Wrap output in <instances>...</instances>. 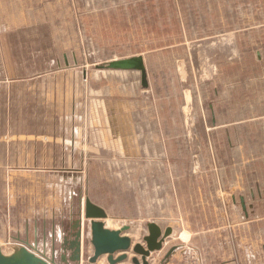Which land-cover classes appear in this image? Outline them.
Listing matches in <instances>:
<instances>
[{
	"label": "rangeland",
	"instance_id": "1",
	"mask_svg": "<svg viewBox=\"0 0 264 264\" xmlns=\"http://www.w3.org/2000/svg\"><path fill=\"white\" fill-rule=\"evenodd\" d=\"M0 36L22 37L10 46L31 71L0 90L4 255L36 246L91 264L88 199L133 245L150 223L171 228L148 264H264V107L247 106L241 82L264 69V0H0ZM238 38L247 52L217 58ZM139 57L146 88L140 72L106 68ZM224 68L230 102L214 92ZM210 107L260 119L212 123Z\"/></svg>",
	"mask_w": 264,
	"mask_h": 264
},
{
	"label": "water",
	"instance_id": "2",
	"mask_svg": "<svg viewBox=\"0 0 264 264\" xmlns=\"http://www.w3.org/2000/svg\"><path fill=\"white\" fill-rule=\"evenodd\" d=\"M106 68L113 71H138L140 72L141 85L147 87L146 71L143 59L131 58L127 60L111 61ZM84 218L90 222L91 245L93 247V255L88 262L94 264L99 258L106 256L107 264H123L128 260V252L132 249L134 255L140 256L132 258V264H148L147 260L150 255L162 249L167 238L172 234L171 228H167L164 232L153 223L147 225L148 235L144 237L145 248L139 244L132 245L129 237L123 236V233L130 231V227L124 226L118 231H111L105 228L103 220L107 218L105 211L99 206L85 200ZM173 247L166 255V259L176 250ZM79 249L77 246L75 260H79ZM120 254L117 257L114 255ZM54 253H52V259ZM0 264H54L51 260L42 258L25 247H14L10 255H4L0 250Z\"/></svg>",
	"mask_w": 264,
	"mask_h": 264
},
{
	"label": "crops",
	"instance_id": "3",
	"mask_svg": "<svg viewBox=\"0 0 264 264\" xmlns=\"http://www.w3.org/2000/svg\"><path fill=\"white\" fill-rule=\"evenodd\" d=\"M29 38V37H28ZM239 39V38H238ZM17 43H26L25 41L22 40V37H14V36H0V90L3 89L2 91L5 90V88H8L11 84H13V82L15 83L16 80L13 79L14 76L19 75V76H25L26 74L31 75V71L27 70L25 71L23 69V65H24V61L17 62L16 58L13 57V52H12V48L10 45H15ZM28 44H31V42H29ZM247 52L248 49H246V42H242L241 39H239L238 42H234L232 43V45L229 43H227V45H225V47H223L222 49V54L218 55V57H221L223 60L225 59H230L231 55L230 53H232V55L236 52ZM219 54V52H217ZM38 54L37 52H35V55ZM17 68L22 69L21 71H18ZM28 69V67H27ZM261 71V73H260ZM222 75L221 76H217V83H216V89H215V95L218 97L219 95H221L220 98L222 101L225 102H230L233 99H235V87L234 84L236 83V73L234 71V69L232 68H224L222 69ZM250 72H254V73H250ZM255 72H259L258 74L260 75H264V69H257V70H249V69H242L241 70V75L242 76H247L246 79H243L241 82L244 83V85L246 87H248V89L246 90L247 93V98L251 99V103L247 104V106H250L252 109H256L257 107L262 108L264 107V103H262V101H260L259 104L256 103V92L257 90H255V88H258L257 85L260 86H264V78L263 79H250L249 76H257L258 74ZM34 76H43L45 75V73L43 74V72H39V73H34ZM251 87V88H250ZM11 89V88H10ZM213 107H210L211 110V116H212V123H222V124H227V125H243L246 123H256V120L260 117L255 115V111H253L252 116L250 117L249 115L246 116H241L239 114V112L235 111L234 109H229L225 111V107L222 111L218 112L216 111V113H214V109H212ZM216 114V115H215ZM217 116V117H215ZM264 118V117H263ZM245 202V201H244ZM245 217H247V214L245 213ZM190 235V234H189ZM4 237V236H3ZM4 239H2L0 237V245H3V241ZM17 240L20 242H24L27 243L23 240H19L17 238ZM11 242V241H9ZM8 245V244H7ZM37 251L39 253H41L42 255L46 254L44 252V249H37ZM118 256V255H117ZM115 256V257H117ZM47 258V257H46ZM45 258V259H46ZM50 260L52 259V256L50 258Z\"/></svg>",
	"mask_w": 264,
	"mask_h": 264
},
{
	"label": "bare ground",
	"instance_id": "4",
	"mask_svg": "<svg viewBox=\"0 0 264 264\" xmlns=\"http://www.w3.org/2000/svg\"><path fill=\"white\" fill-rule=\"evenodd\" d=\"M187 97V96H186ZM188 98L189 97H187V100H188ZM187 106V105H186ZM243 204V203H242ZM107 229V228H106ZM117 231V230H116ZM126 233V232H125ZM125 233H123L124 235L123 236H126V237H128V235L127 234H125ZM130 239V238H129ZM90 241H91V232H90ZM144 241V240H143ZM132 242V241H131ZM145 243V242H144ZM24 244H27V243H24ZM28 245V244H27ZM132 245H133V243H132ZM145 246H146V244H145ZM3 246L2 245H0V250H1V253L3 254V252H2V248ZM33 250L38 254V256H40V257H43V258H45V255H42L41 253H39L38 251H37V247L36 246H33ZM145 248V247H144ZM80 253H79V259L81 260L82 258H81V256H82V245L80 246ZM130 252H132V249L128 252V254H130ZM133 253V252H132ZM36 254V255H37ZM8 255H10V254H8ZM119 256L120 254H116V255H114V257L115 256ZM129 256V255H128ZM134 258V257H133ZM47 259V262H50L51 260L50 259H48V258H46ZM106 259H107V257H106ZM107 261V260H106ZM126 263V262H125ZM125 263H123V264H125Z\"/></svg>",
	"mask_w": 264,
	"mask_h": 264
}]
</instances>
